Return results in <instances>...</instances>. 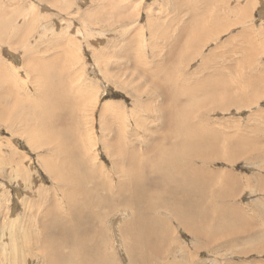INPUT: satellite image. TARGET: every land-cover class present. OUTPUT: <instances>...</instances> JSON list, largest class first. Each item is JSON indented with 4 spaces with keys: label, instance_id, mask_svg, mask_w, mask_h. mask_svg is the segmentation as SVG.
<instances>
[{
    "label": "rangeland",
    "instance_id": "1",
    "mask_svg": "<svg viewBox=\"0 0 264 264\" xmlns=\"http://www.w3.org/2000/svg\"><path fill=\"white\" fill-rule=\"evenodd\" d=\"M181 122L189 217L152 186ZM48 259L264 264V0H0V264Z\"/></svg>",
    "mask_w": 264,
    "mask_h": 264
},
{
    "label": "bare ground",
    "instance_id": "2",
    "mask_svg": "<svg viewBox=\"0 0 264 264\" xmlns=\"http://www.w3.org/2000/svg\"><path fill=\"white\" fill-rule=\"evenodd\" d=\"M59 102V101H58ZM182 123L183 122H181L180 123V125L175 129V128H173V131H175V135L174 136H172V137H175L176 138V143L175 144H173L170 148L169 147H167V148H169L171 151L169 152L168 150V154L167 155H165V156H163L162 157V159L160 160V162H159V164L157 165H155V171H158V174H159V177H158V179H157V181L154 183V181L155 180H153V187H155V188H162V189H164V191H163V193L166 195V197H168L169 199H171L172 200V198L173 199H175V198H178L176 201V203H179L180 204V206L181 207H184L185 209H184V212H183V215H185V211H189L187 208H191L192 207V210L194 211L195 209H194V205H196V203H197V201H196V203H195V200H197V195H198V193H200L201 194V192L203 191V190H205L204 189V186L202 187V184H204V183H201V176H203V175H205V173H202L201 171H200V175L201 176H198L197 175V172H196V175H195V173H194V171H190L191 170V166H192V163L194 164L193 166H192V169L193 170H197L196 169V166L198 165L196 162H197V158L198 159H201L200 161H205V160H207L208 159V161H209V159L210 160H213V158L211 159L209 156L210 155H208L207 154V152H205V153H203L202 151H200V148H198V147H194L193 148V140H194V132H186L185 134L184 133H182L183 131V127H182ZM177 126V125H176ZM43 127V126H42ZM181 128H182V130H181ZM178 129H180L181 130V132H179L178 133ZM177 136V137H176ZM179 136V137H178ZM181 136V137H180ZM59 137H60V135H59ZM170 137V136H169ZM50 140V139H49ZM55 140L56 139H52V141H54L55 142ZM58 140V139H57ZM60 140V139H59ZM50 143V142H49ZM57 143H59V142H57ZM42 144V143H41ZM52 144V143H51ZM54 144V143H53ZM42 145H44V144H42ZM51 146V145H50ZM57 146V145H56ZM59 147H61V146H59ZM105 147L106 148H109V147H111L110 146V144L109 143H106L105 144ZM54 148V147H53ZM62 148V147H61ZM166 148V147H165ZM189 148H193V149H189ZM212 148H213V146H212ZM55 149V148H54ZM53 149V150H54ZM59 149V148H58ZM63 149V148H62ZM62 149H60V150H62ZM118 149V148H117ZM186 149H187V151H186ZM68 150V149H67ZM56 151V150H55ZM54 151V152H55ZM58 151V150H57ZM56 151V152H57ZM120 151V150H119ZM56 152H55V154H56ZM125 151H121V153H124ZM58 153V152H57ZM161 153L163 154V146L161 147ZM212 153V152H211ZM210 153V154H211ZM64 154V153H63ZM188 155H190L191 157L190 158H187L188 157ZM53 156V155H52ZM59 156V155H58ZM57 156V157H58ZM62 156V155H61ZM212 156V155H211ZM51 157V156H50ZM60 157V156H59ZM58 157V158H59ZM160 156H158L157 158H159ZM61 158V157H60ZM161 158V157H160ZM189 159V161L188 160H186V159ZM51 160H53L54 161V159H52L51 158ZM130 160V159H129ZM135 160V159H134ZM43 161V160H42ZM47 161V160H46ZM80 161V160H79ZM211 162V161H210ZM209 162V163H210ZM134 163H135V161H134ZM137 163H138V160H137ZM199 163H201V162H199ZM206 163V162H205ZM51 164V163H50ZM50 164H45V166H49ZM57 165V164H56ZM134 165V164H133ZM53 166V165H52ZM200 166V165H199ZM198 166V168H200ZM51 166H49V168H50ZM54 167V166H53ZM202 167V166H201ZM202 169V168H201ZM46 170L47 171H49V169H47L46 168ZM138 170H140V169H138ZM138 172V171H137ZM205 172V171H204ZM208 172V171H207ZM206 172V173H207ZM51 173V172H50ZM56 173V172H55ZM209 174V173H208ZM55 175V174H54ZM61 175V174H60ZM55 177V176H54ZM144 177L145 176H143L142 175V172H141V174H140V172H138V173H134V175H133V177H132V181H131V184H132V186H131V190H132V193H133V191L135 192V193H137L139 190H140V185H141V181H142V179H144ZM208 179V178H207ZM78 184V183H77ZM201 184V185H200ZM202 187V188H201ZM200 189V190H199ZM150 190V189H149ZM149 190H148V194L150 193L149 192ZM151 190H153V189H151ZM160 196H162V194H159ZM153 196H155V195H153ZM165 197V196H164ZM164 197H162V198H159L158 200H156V201H154L153 200V202H149V203H146L147 204V207L149 208V209H154V208H158V207H163V205H166L168 202H169V200L167 199H164ZM132 199H134L135 200V202H136V204H139L140 203V205L142 206V204H141V202H140V200H139V198L135 195V194H133V196L131 197ZM149 201H150V199H149ZM198 201H199V199H198ZM173 202H175V201H173ZM175 203V204H176ZM140 206V207H141ZM174 206V205H173ZM194 206V207H193ZM175 207V206H174ZM169 208H171V207H169ZM140 209V208H139ZM141 210V209H140ZM145 210V209H144ZM182 210H183V208H182ZM182 210H180V211H182ZM192 210H191V212H192ZM171 213H172V211H171ZM192 213H190V212H188L185 216H190ZM121 215H123V214H121ZM181 215H182V212H181ZM180 215V216H181ZM195 217V216H194ZM193 217V218H194ZM155 219H156V221H152L151 219H150V226H149V229H148V235L149 236H147V235H145V234H134V239L135 240H137L138 239V237H139V240L142 242V243H144V242H147V240L148 239H151L153 236H154V234L156 233V232H158L159 231V227H160V224H159V222H158V218L157 217H154ZM176 218H177V215H176ZM192 218V219H193ZM188 219H190V218H188ZM186 220V219H185ZM200 220V219H199ZM181 221V220H180ZM155 222V223H154ZM161 222V221H160ZM192 222V221H191ZM190 223V222H189ZM188 223V224H189ZM185 224H187V223H185ZM201 224V223H200ZM115 225V224H114ZM139 225V224H138ZM54 226H56V224L54 225ZM135 226H137V224L135 225ZM166 226V225H165ZM31 227V226H30ZM41 227H44V226H41ZM140 228L141 229H144L142 226H140ZM29 231V230H28ZM60 232V231H59ZM58 232V233H59ZM58 233H57V235H58ZM68 234V233H67ZM71 234V233H70ZM23 235V234H22ZM31 235V234H30ZM59 235H62V232H60V234ZM72 235H74V234H72ZM63 236V235H62ZM67 236H69V235H67ZM77 237V236H76ZM78 237H80V238H84V235H81V236H78ZM86 237V236H85ZM40 238V237H39ZM64 238V237H63ZM62 238V239H63ZM74 238H75V235H74ZM79 238V240H78V244H79V248L80 249H83L82 248V245H83V243L81 244V240L82 239H80ZM23 239V238H22ZM46 239V238H45ZM67 239V238H66ZM65 239V240H66ZM24 240V239H23ZM61 240V239H60ZM68 240V239H67ZM66 240V241H67ZM72 241V240H71ZM83 241H85L84 239H83ZM53 242V241H52ZM68 242H69V240H68ZM68 242L66 243V244H68ZM73 242H74V240H73ZM40 243V242H39ZM64 243V244H65ZM17 244V243H16ZM60 244L61 243H59V246H60ZM62 244H63V242H62ZM49 244H47V246H48ZM55 245V244H54ZM18 246V245H17ZM56 246V245H55ZM62 246V245H61ZM66 246V245H65ZM65 246H62L61 248L62 249H64V247ZM16 247V246H15ZM39 247V246H38ZM51 248H53V247H51ZM57 248H58V246H57ZM40 249H42V247L40 248ZM47 249V248H46ZM46 249L44 250V253H45V251H46ZM56 249V248H55ZM54 249V250H55ZM62 249H60L59 251H61ZM136 249H138V247H135V248H133V249H131V253H129L130 254V257H132V258H134L135 257V255H136ZM48 250V249H47ZM50 250V249H49ZM48 250V251H49ZM52 250V249H51ZM50 250V251H51ZM58 250V249H57ZM58 251V252H59ZM83 251V250H82ZM41 252V254H42V251H40ZM159 252H161V251H159ZM48 253V252H47ZM52 253V252H51ZM50 253V254H51ZM64 253V252H63ZM77 253V252H76ZM85 254V253H84ZM85 255H87V254H85ZM50 257V255L48 256V258ZM66 257V256H65ZM56 258V257H55ZM47 259V258H46ZM49 259H51V258H49ZM49 259H48V261H49ZM88 259V258H87ZM43 260H45L44 258H43ZM51 260H55L54 258H53V256H52V259ZM84 260V259H83ZM42 261V260H41ZM56 261V260H55ZM52 262V261H51ZM67 262V261H66ZM45 263V262H44ZM81 263V262H80ZM14 264V263H13ZM45 264H47V263H45ZM49 264H51L50 263V261H49Z\"/></svg>",
    "mask_w": 264,
    "mask_h": 264
}]
</instances>
